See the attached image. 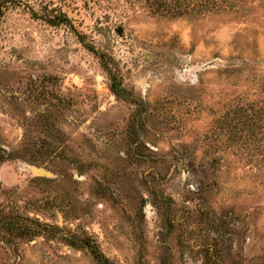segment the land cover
Returning a JSON list of instances; mask_svg holds the SVG:
<instances>
[{
  "label": "rangeland",
  "instance_id": "1",
  "mask_svg": "<svg viewBox=\"0 0 264 264\" xmlns=\"http://www.w3.org/2000/svg\"><path fill=\"white\" fill-rule=\"evenodd\" d=\"M49 1L80 36L0 19V264H264V0Z\"/></svg>",
  "mask_w": 264,
  "mask_h": 264
},
{
  "label": "trees",
  "instance_id": "2",
  "mask_svg": "<svg viewBox=\"0 0 264 264\" xmlns=\"http://www.w3.org/2000/svg\"><path fill=\"white\" fill-rule=\"evenodd\" d=\"M17 5H24V9L29 12L33 18L41 19L53 26L67 25L75 30L72 18L67 12L60 6L54 5L53 2L49 0H0V19L9 8ZM75 31L77 32V30ZM77 34L79 36L81 35L79 32H77ZM111 78L113 80L112 89L117 96L130 98L139 105L142 103L141 98H137L133 95L131 90L124 85L117 83L113 76H111ZM37 231V228L32 230L33 234L37 233ZM89 246L91 253L99 263L106 264L108 262L107 257L99 250L96 244L90 243Z\"/></svg>",
  "mask_w": 264,
  "mask_h": 264
}]
</instances>
